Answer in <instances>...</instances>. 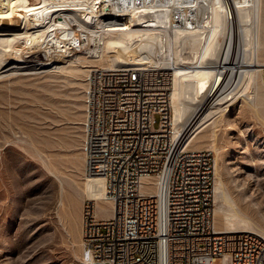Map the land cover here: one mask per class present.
Returning <instances> with one entry per match:
<instances>
[{
	"label": "bare ground",
	"instance_id": "obj_1",
	"mask_svg": "<svg viewBox=\"0 0 264 264\" xmlns=\"http://www.w3.org/2000/svg\"><path fill=\"white\" fill-rule=\"evenodd\" d=\"M148 1L0 0V47L6 48L0 68L28 57L44 69L84 71L88 86L96 69L174 70L170 125L174 138L188 135V147L196 151L218 153L219 123L234 100L243 99L246 110L264 122V0ZM220 170L217 156L216 228L264 237V224L238 206ZM87 178L94 183L88 199L95 202V216L96 207L107 204L113 218L106 181ZM145 184L158 192V179L145 177ZM75 206L66 210L62 201L59 217L83 242L85 207Z\"/></svg>",
	"mask_w": 264,
	"mask_h": 264
},
{
	"label": "built area",
	"instance_id": "obj_2",
	"mask_svg": "<svg viewBox=\"0 0 264 264\" xmlns=\"http://www.w3.org/2000/svg\"><path fill=\"white\" fill-rule=\"evenodd\" d=\"M88 81L85 174L106 181L115 215L97 219L87 201L83 263L264 264L262 235L216 228L210 152L173 136L172 71L96 69ZM145 177L158 179L157 193Z\"/></svg>",
	"mask_w": 264,
	"mask_h": 264
},
{
	"label": "rangeland",
	"instance_id": "obj_3",
	"mask_svg": "<svg viewBox=\"0 0 264 264\" xmlns=\"http://www.w3.org/2000/svg\"><path fill=\"white\" fill-rule=\"evenodd\" d=\"M20 60L0 68V264H84L83 242L59 212L62 201L66 210L85 207L93 192L82 153L88 75ZM217 147L207 151L215 166L219 157L223 182L238 206L264 224V122L243 99L219 123ZM103 205L97 218L110 219Z\"/></svg>",
	"mask_w": 264,
	"mask_h": 264
}]
</instances>
